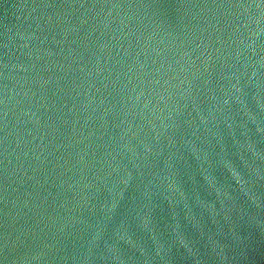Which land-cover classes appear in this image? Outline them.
Returning a JSON list of instances; mask_svg holds the SVG:
<instances>
[{
    "label": "water",
    "instance_id": "obj_1",
    "mask_svg": "<svg viewBox=\"0 0 264 264\" xmlns=\"http://www.w3.org/2000/svg\"><path fill=\"white\" fill-rule=\"evenodd\" d=\"M0 264H264V0H0Z\"/></svg>",
    "mask_w": 264,
    "mask_h": 264
}]
</instances>
